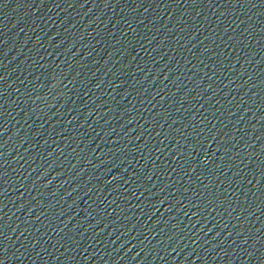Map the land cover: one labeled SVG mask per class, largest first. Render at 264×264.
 Wrapping results in <instances>:
<instances>
[{
    "label": "water",
    "instance_id": "obj_1",
    "mask_svg": "<svg viewBox=\"0 0 264 264\" xmlns=\"http://www.w3.org/2000/svg\"><path fill=\"white\" fill-rule=\"evenodd\" d=\"M0 264H264V0H0Z\"/></svg>",
    "mask_w": 264,
    "mask_h": 264
}]
</instances>
